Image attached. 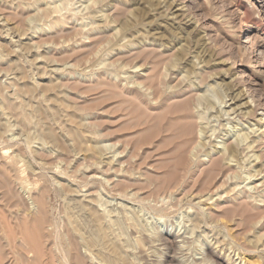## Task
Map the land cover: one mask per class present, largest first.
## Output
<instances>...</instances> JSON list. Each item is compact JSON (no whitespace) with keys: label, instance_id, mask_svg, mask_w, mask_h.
<instances>
[{"label":"rangeland","instance_id":"obj_1","mask_svg":"<svg viewBox=\"0 0 264 264\" xmlns=\"http://www.w3.org/2000/svg\"><path fill=\"white\" fill-rule=\"evenodd\" d=\"M68 229L87 264H168L163 237L172 264H264V0H0V264H65Z\"/></svg>","mask_w":264,"mask_h":264},{"label":"bare ground","instance_id":"obj_2","mask_svg":"<svg viewBox=\"0 0 264 264\" xmlns=\"http://www.w3.org/2000/svg\"><path fill=\"white\" fill-rule=\"evenodd\" d=\"M6 36V35H5ZM238 94H240V93H238ZM235 98L236 97H234V98H232L231 100H233V101H235ZM169 100H170V98L169 99H167L165 102H162V104L161 105H165L166 107H168L170 110H173L172 111V113H171V111L170 110H168V111H170V112H168L167 114L169 115V116H167L168 117V121L169 120H171V119H173V120H175L176 121V119H187V118H189L190 117V114H189V112L188 111H186V110H184L183 111V109H182V111L180 110V108H184V107H186V103H185V101H183V102H179L180 104H178V102H177V104L175 105V104H171L170 105V102H169ZM173 105V106H172ZM209 105V104H208ZM205 106V105H204ZM174 107H176V108H179V110H180V112H179V114L177 115V113H178V110L176 111V108H175V110H174ZM165 114V113H164ZM166 115H163L162 117L159 115H157L156 116V118H154V119H157V120H160V117L161 118H164ZM163 120V119H162ZM172 120V121H173ZM184 122H185V120H183ZM183 121L182 122H180L179 124L181 125V123H183ZM144 122V121H143ZM177 122H178V120H177ZM177 122H175V124L177 123ZM142 123V122H141ZM141 123H137V124H140V128H141V126L144 124V126L146 125L145 123H142V125H141ZM170 123H174V121L173 122H169L168 123V125L170 124ZM137 124H136V126H137ZM183 124H185L186 126H188L189 125V122H186V123H183ZM182 124V125H183ZM144 126H142V127H144ZM174 126V125H173ZM186 126H185V128H186ZM166 127H167V125H166ZM137 128V127H136ZM170 128V129H169ZM185 128L183 129L184 131H182V134H183V137L182 136H179L180 137V139H179V137H178V139L179 140H181L182 138V140L180 141V143L179 144H175L174 145V147L175 148H177V149H179L180 151H181V149H183L182 150V153L181 154H183L184 155V153L186 152V146H187V144H188V138H189V136H191L192 134H193V132L191 131H189V130H191V129H189L188 127H187V129H189L188 131L187 130H185ZM142 129V128H141ZM168 129V131L169 130H171L172 131V126L171 127H167L166 128V130ZM165 132V131H164ZM170 133V132H169ZM177 134V133H176ZM194 135V134H193ZM176 136V135H175ZM178 136V135H177ZM182 137V138H181ZM177 138V137H176ZM177 139V140H178ZM162 142V141H161ZM179 142V141H178ZM205 143V142H204ZM202 144L203 146H205V144ZM255 143V142H254ZM253 143V144H254ZM165 145H167V144H165ZM167 147H168V145H167ZM173 147V148H174ZM250 147V146H249ZM166 148V147H165ZM174 148V149H175ZM174 149H172V151L174 150ZM227 150L226 151H228V153H227V155H226V153H224L225 155H223L224 157H226V160L227 161H229L230 159L229 158H232L230 161H232L233 160V158L234 159H236V161H237V159H239L238 157L240 156V153H239V150H238V148L235 146V145H228L227 146V148H226ZM178 150V151H179ZM95 151L96 152H98V150H96L95 149ZM101 151V150H100ZM171 151V150H170ZM171 151V152H172ZM175 151V150H174ZM167 152V151H166ZM168 152H169V150H168ZM177 152V151H176ZM179 153V152H178ZM180 154V153H179ZM186 154V153H185ZM98 156H100V157H102V154L101 153H99V154H97ZM181 160H179V161H177V164H178V162L179 163H182L181 161H182V159H183V163H184V158L186 157V155H185V157H182V155H180V156H178ZM223 157V158H224ZM229 159V160H228ZM257 159V158H256ZM98 160H99V158H98ZM234 161V160H233ZM101 162V161H100ZM103 162V161H102ZM101 162V163H102ZM223 161H222V159H218V158H215L212 162H211V164L208 166V168L206 169L205 168V171L203 172L204 173V177L205 178H207V177H209V176H212V175H214L215 173H217L218 171H219V173H220V171H222L223 169H224V166H223ZM107 164V163H106ZM180 166H182V165H180ZM255 173H257L258 171H254ZM202 173V172H201ZM252 174V175H250V178L249 179H251V178H253V177H255V175L256 174ZM249 174H251V173H249ZM262 174V173H261ZM257 175H259L258 173H257ZM256 175V176H257ZM249 176V175H248ZM216 179V178H215ZM246 179H248V177L246 178ZM212 180V179H211ZM6 185V184H5ZM123 185V184H122ZM126 186V185H125ZM141 187H144V186H141ZM124 190V189H123ZM142 190V189H141ZM40 193V192H39ZM38 195V194H37ZM40 196H41V194H40ZM42 197V196H41ZM31 200H32V202H31V205H32V207H31V209L28 207V212H29V217H30V214H31V220H29L30 221V225H29V223H26L28 220H27V218L28 217H25L26 218V224H28V225H26V227L27 226H31L30 228H29V230H31V228H32V230L29 232V230H27L29 233H26V234H24L25 236H26V238L23 236V235H21V234H19V235H21V238H22V236L25 238V240L24 241H28L29 243H30V245H32V247H29V245H27V247H29V249H30V252H31V249H34V250H32V251H35V248H36V246H37V241H41V242H39V244L38 245H41V249H42V246L44 245V244H48V238H49V236H48V234H47V231H46V227H48L47 225H48V220L46 219V214H48V213H46V206H45V203L38 197V196H31ZM47 201V200H46ZM86 203H87V205H90V204H92V203H90L89 201H85ZM85 203V204H86ZM93 205V204H92ZM86 207V206H85ZM86 208H88V207H86ZM89 209H90V207H89ZM88 209V210H89ZM97 209V208H96ZM9 210V209H8ZM85 210V212L87 211V209H84ZM92 210V209H91ZM90 210V211H91ZM95 209H94V215H97V214H95ZM99 211V210H98ZM23 212H24V210H23ZM85 212H83V213H85ZM89 212V211H88ZM92 212V211H91ZM19 213V212H18ZM27 213V212H26ZM100 212H98V214H99ZM13 215V214H12ZM92 215L93 214H91V219L93 218L92 217ZM23 216V215H22ZM87 216H89V213H87ZM48 218V217H47ZM98 218H99V216H98ZM98 218H96V220L98 219ZM105 218H106V216H105ZM104 218V219H105ZM8 219V218H7ZM95 219V218H94ZM25 220V219H24ZM100 220V219H99ZM138 220V219H137ZM92 221H95V220H92ZM91 221V222H92ZM21 222H22V220H21ZM50 222V221H49ZM4 223V222H3ZM95 223V222H94ZM50 224V223H49ZM97 224V223H96ZM95 224V225H96ZM94 225V224H93ZM98 225H99V222H98ZM103 225V224H102ZM142 226V225H141ZM11 227V226H10ZM101 227V226H100ZM104 227V226H103ZM68 228V227H67ZM131 228V227H130ZM22 229H24L25 230V228H22ZM74 229V228H73ZM136 229V228H135ZM9 230V229H8ZM23 231V230H22ZM26 231V232H27ZM106 231V230H105ZM131 231V230H130ZM143 231V230H142ZM18 232H19V230H18ZM32 232V233H31ZM66 232V231H65ZM73 232V233H72ZM72 232H71V230H67V232H66V234H65V237H66V248H67V257H65V259H66V261H65V264H87L88 262H87V260L89 261V259H87V256L90 254V253H92L91 251H93L94 250V247H96V246H94L95 245V243L93 244V241H92V244L91 243H89L88 241L85 243V240H84V242H79V240H81L80 238H78L74 233V231L72 230ZM108 232V231H107ZM20 233V232H19ZM23 233H25L24 231H23ZM109 233V232H108ZM77 234V233H76ZM139 234H143V233H140V231H139ZM109 235V234H108ZM141 236V235H140ZM104 237V236H103ZM114 237V236H113ZM143 237H145V235L143 236ZM115 238V237H114ZM114 238H112L111 237V239H113L114 240ZM145 239V238H144ZM86 240H88V239H86ZM90 241V240H89ZM115 241V240H114ZM161 241H162V245L164 246V248H165V250L168 252V254H167V262H168V264H172V263H174V261L176 260V258H175V255H174V249H175V243H174V241L172 240V238H170V237H163L162 239H161ZM37 242V243H36ZM91 242V241H90ZM116 242V241H115ZM114 242V243H115ZM35 243H36V246H34L35 245ZM41 243V244H40ZM51 243V242H50ZM54 243V242H53ZM99 243V242H98ZM113 243V244H114ZM112 244V243H111ZM48 245H50V244H48ZM97 245V244H96ZM109 245H110V243H109ZM53 246V245H52ZM100 247V246H99ZM106 247V246H105ZM104 247V248H105ZM38 248H40L39 246H38ZM54 248V247H53ZM56 248V247H55ZM81 248H84L85 249V251L82 253V251H81ZM103 248V247H102ZM101 248V249H102ZM112 248V247H111ZM96 249V248H95ZM36 250H38L37 248H36ZM98 250V249H97ZM100 250V249H99ZM42 251V250H41ZM56 251V250H55ZM102 251V250H101ZM108 251V250H107ZM44 252V251H43ZM52 252V251H51ZM96 252V251H95ZM116 252H117V250H116ZM119 252V251H118ZM211 253H212V251H210ZM39 253H40V251H39ZM66 253V252H65ZM97 253V252H96ZM36 255L35 256H37V254L38 253H35ZM50 254V253H49ZM63 254V253H62ZM93 254V253H92ZM143 253L142 252H140V255H141V259H143L145 262L144 263H146V264H153V262H151V260L150 259H148L144 254L142 255ZM42 255V254H41ZM44 255V254H43ZM91 255V254H90ZM40 256V255H39ZM38 256V257H39ZM112 256V255H111ZM120 256V255H119ZM19 258V257H18ZM40 258V257H39ZM62 258V257H61ZM50 259V258H49ZM54 259V258H53ZM64 259V260H65ZM25 260V259H24ZM63 260V259H62ZM61 260V261H62ZM42 261V260H41ZM44 261V260H43ZM99 261V260H98ZM116 261V260H115ZM51 262V261H50ZM94 262V261H93ZM92 262V263H93ZM95 262H97V261H95ZM94 262V263H95ZM44 263V262H43ZM42 263V264H43ZM53 263V262H52ZM40 264V263H39ZM95 264H99L98 262L97 263H95Z\"/></svg>","mask_w":264,"mask_h":264}]
</instances>
